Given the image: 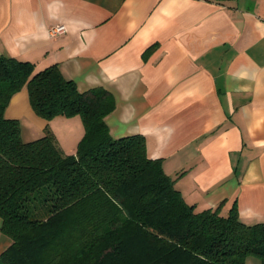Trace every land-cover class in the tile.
<instances>
[{
  "label": "crops",
  "instance_id": "1",
  "mask_svg": "<svg viewBox=\"0 0 264 264\" xmlns=\"http://www.w3.org/2000/svg\"><path fill=\"white\" fill-rule=\"evenodd\" d=\"M0 55L105 88L111 134L142 135L187 203L264 222V0H0ZM5 115L66 154L84 132L79 116H38L26 88Z\"/></svg>",
  "mask_w": 264,
  "mask_h": 264
},
{
  "label": "trees",
  "instance_id": "2",
  "mask_svg": "<svg viewBox=\"0 0 264 264\" xmlns=\"http://www.w3.org/2000/svg\"><path fill=\"white\" fill-rule=\"evenodd\" d=\"M23 88L41 118H81L74 153L48 128L22 138L5 109ZM114 106L105 88L82 91L56 64L35 70L0 55V217L11 239L0 264H244L246 255L264 264V222L196 210L142 135L111 134Z\"/></svg>",
  "mask_w": 264,
  "mask_h": 264
},
{
  "label": "built area",
  "instance_id": "3",
  "mask_svg": "<svg viewBox=\"0 0 264 264\" xmlns=\"http://www.w3.org/2000/svg\"><path fill=\"white\" fill-rule=\"evenodd\" d=\"M65 26L60 23L50 25L47 29V33L50 37H56L65 32Z\"/></svg>",
  "mask_w": 264,
  "mask_h": 264
},
{
  "label": "rangeland",
  "instance_id": "4",
  "mask_svg": "<svg viewBox=\"0 0 264 264\" xmlns=\"http://www.w3.org/2000/svg\"><path fill=\"white\" fill-rule=\"evenodd\" d=\"M48 129L50 130V128H48ZM53 136H54V134H53ZM54 138H55V136H54ZM244 264H260V259L255 255H246L245 259H244Z\"/></svg>",
  "mask_w": 264,
  "mask_h": 264
}]
</instances>
